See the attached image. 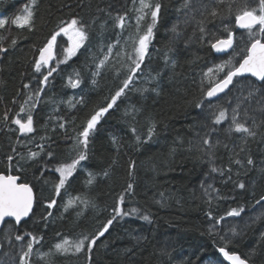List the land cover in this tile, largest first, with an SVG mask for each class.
I'll list each match as a JSON object with an SVG mask.
<instances>
[{"label":"trees","instance_id":"16d2710c","mask_svg":"<svg viewBox=\"0 0 264 264\" xmlns=\"http://www.w3.org/2000/svg\"><path fill=\"white\" fill-rule=\"evenodd\" d=\"M159 2L162 5L160 18L149 55L142 72L137 74L139 79L101 118L90 136L88 158L77 166L58 197L54 195V185L60 174L55 169L75 158L72 146L76 133L95 110L107 105L125 77L126 69L122 65L127 61L123 52L132 51L129 37L136 35L135 9L139 7V0L135 4L133 0H38L34 30L12 24L0 29V35L5 37L3 46L9 49L6 53L0 52V173L20 175L22 181L33 186L37 195L30 217L21 226L13 225L15 232L11 234V242L4 239L2 229L0 264H19L21 247L30 237L16 241L14 236L25 232L43 237L34 245L31 264H89L85 252L51 257L44 254L63 238L75 240L82 234H96L110 218L118 195L129 183L133 184V190L125 195L124 207L139 211L114 222L93 247L90 264H227L219 253V248L225 246L251 264H264V239L261 238L264 207L255 203L264 195V172L261 171L264 169V139L260 135L248 138L246 151L234 157L242 144L241 134L233 133L229 138L225 121L215 126L218 131L212 134L214 141H221L213 149L214 159L197 147L200 137L212 126L207 118L208 110L196 107L197 101L202 99L201 81L205 87L209 86L205 76L208 68L229 59L232 50L217 54L207 38L200 39L195 21L184 24L188 10L178 11L183 0ZM29 3L30 0H0V19H14ZM192 6L198 7L197 0H192ZM125 13L127 23L121 32L115 27L114 17ZM72 17L82 18L86 23L89 40L49 78L50 83L32 113L36 131L24 135L13 131L18 128L13 123L16 114L26 116L20 113V107L31 91L24 85L30 84L35 89L40 78L33 68L39 48L60 21ZM196 17L200 19L199 13ZM148 22L146 19L143 25ZM173 24H179L180 35L172 33ZM224 24L232 26L237 37L244 33L234 27V18L223 22L211 20L206 27L217 35L226 36L222 30ZM143 30L142 26L141 32ZM12 39L17 40L14 48L9 46ZM117 39L120 43L113 48L110 60L100 69V75L94 76L96 64ZM66 40L63 36L57 38V58H60L61 47L68 46ZM223 75V72L217 73V76ZM70 78H79L80 86L72 87ZM93 79L96 84L92 83ZM245 81L260 84L252 77H238L230 89L213 102L230 107L226 101L237 94V82ZM81 98L83 103L79 102ZM69 101L75 107L70 106ZM252 103L255 106V101ZM250 115L261 118L259 112ZM153 123L156 130L149 139L148 129ZM259 131L264 133V128ZM225 144L228 146L224 147ZM29 150L39 153L35 160L28 159ZM48 152L52 153L51 157ZM9 155L15 156L11 169L7 161ZM249 155L253 165L246 163ZM233 158L240 159L243 166L232 163ZM17 161L22 171L17 169ZM133 162L135 166L130 169ZM213 166L224 169V175L212 172ZM105 171L108 176L103 175ZM89 173L95 177L92 184H88ZM240 181L244 182L245 189L236 186ZM201 185L212 186L208 188L212 196L210 204ZM76 196L89 201V207L85 209L77 202L65 211L67 201ZM53 198L56 205L49 209L46 204ZM239 207L245 209L241 216L226 215L230 209ZM49 211L52 215L47 217ZM209 211L211 219L207 215ZM143 215H148L149 221L143 220ZM221 216L225 219L215 223ZM231 228L236 229L237 235L230 232Z\"/></svg>","mask_w":264,"mask_h":264},{"label":"snow or ice","instance_id":"6c2138e0","mask_svg":"<svg viewBox=\"0 0 264 264\" xmlns=\"http://www.w3.org/2000/svg\"><path fill=\"white\" fill-rule=\"evenodd\" d=\"M37 2L38 0H30V3L24 6L22 14L16 15L14 19H0V29H5L6 25L12 24L21 29L27 28L29 31L34 30ZM133 3L135 4L136 0H133ZM197 4L198 7L193 8L192 0H183L178 11L188 10L185 12L184 24L188 25L191 21H195L197 26L196 31L200 33V39L204 40L207 38L211 48L216 52L226 53L228 50H232L229 59L215 65L214 68H208L205 76L208 78L209 86L205 87L203 80L201 81L200 90L202 99L197 101L196 107L208 110L207 118L210 119L212 126L200 137V142L197 147L200 151L205 152L210 158L214 159L215 153L213 149L221 141L219 139L214 141L212 134L218 131L215 126L227 121L228 125L225 132L229 138H231L233 133L241 134L242 144L239 146V152H234V157H238L240 152L246 151L245 146L248 143V138L255 139L260 135L264 139V133L259 131L264 128V0H197ZM161 8L162 5L159 0H139V7L135 9L137 12L136 35L134 38L129 37L132 42V51L130 53L126 50L123 52V56L126 57L127 61L122 65V68L126 69L125 77L120 82L119 87L111 96L107 105L95 110L85 121L82 130L76 133L72 146V150L76 152L75 158L72 159L71 163L62 164L55 169L60 174L58 183L54 185V195L56 197L60 195L61 189L65 187L67 180L72 176L81 161L88 158L90 136L94 133L101 118L116 105L117 100L121 96L126 94V90H130V86L134 85L135 80L139 79L137 74L142 72V65L144 64L145 58L149 55V46L154 38V29L159 21ZM196 13H199L200 19H197ZM126 15V13L123 15L117 14L114 17L115 27L119 28L121 32L127 23ZM230 18H234L235 28L244 30V33L239 37H237L233 27L229 24H224L222 29L226 36L217 35L206 27L207 23L211 20L220 19L223 22ZM146 19L149 22L143 25ZM142 26L144 30L141 32ZM178 28L179 24H173L171 28L172 33L177 36L180 35ZM61 36L67 38L66 43L68 46L61 47L60 58H57V38ZM4 39L5 37L0 35V52L6 53L9 49L3 46L2 42ZM88 40V26L82 18L72 17L67 21H60L57 29L52 32L44 46L39 48L38 56L33 60L34 72L40 78L37 79V87L35 89H32L30 84L24 85L25 88H29L31 91V94L28 95L20 107V113H26V116L21 117L19 113L16 114L13 123L18 125V128L13 129V131H18L22 135L36 131L32 113L40 103V95L44 93L45 87L50 83L49 78L53 76V73L57 72L61 64L66 63L74 57L85 46ZM119 43L120 41L117 39L115 44L108 46L103 59L99 60L96 64L97 71L94 73V76L100 75V69L106 66L112 55L113 48ZM16 44L17 40L12 39L9 46L14 48ZM117 55H121V53H117ZM167 59V54H165L166 62ZM53 61H55V64H53ZM173 64H175V61H173ZM226 68L228 70L225 72ZM221 72L224 75L222 77L217 76V73ZM245 74H250L260 84L258 85L251 81H245L243 83L237 82V94L226 101L230 107H225L224 104L219 102H213V98H217L221 93H225L226 90L230 89V85L234 83V78L244 77ZM76 75L79 77V73H76ZM117 75H119V72H117ZM213 76H216V79H213ZM69 83L72 87L76 88L80 86L81 80L79 78L75 80L70 78ZM92 83L96 84L97 81L93 79ZM205 100H207V103H205ZM252 101H255V106H253ZM79 102L83 103V99L81 98ZM69 104L75 107V105L71 104V101H69ZM256 112L261 113V118L258 119L256 115H250V113ZM7 117L8 113L6 112L5 120H7ZM59 126L63 128L64 124H60ZM155 130L156 125L153 123L148 129L149 139L155 134ZM132 131L135 132L136 129L133 128ZM197 135L199 136L200 134L197 133ZM136 139L139 141L140 137L137 136ZM17 142L19 143V141ZM227 146V144L224 145V147ZM39 147L43 151V145ZM12 152L15 153L16 149L13 148ZM17 155L20 156V159H24L22 154L17 153ZM38 155V152L29 150L28 159L35 160ZM47 155L51 157L52 153L48 152ZM14 159L15 156L13 155L7 156L9 169L13 167ZM231 162L243 166V162L240 159L233 158ZM246 163L247 165L254 164L250 155L247 156ZM134 166L133 162L130 164V169L134 168ZM16 167L22 171L18 161ZM211 171L219 172L221 175H224L225 172L224 169L215 166L211 168ZM227 171L230 173L232 171L231 167ZM261 171L264 172V169H261ZM108 174V171L103 173L104 176H108ZM40 175L43 176V172ZM89 176L88 184H92L95 177L91 173H89ZM228 179H231V176ZM236 186L240 189H245V184L242 181L236 182ZM201 187L204 188V185H201ZM208 188H212V186L208 185ZM208 188H204V191L209 198L208 202L210 204L212 196L208 192ZM132 190L133 184L129 183L124 192L118 195L117 202L111 210L110 218L96 234H82L81 238L75 240L63 238L53 246V250L45 253L44 256L51 257L54 254H68L69 252L78 254L85 252L90 264L93 247L96 246L97 241L101 237L105 236L114 222H118V218L122 219L133 213H138L139 210L136 208L126 210L124 207L125 195L131 194ZM212 190L217 193L219 192L218 189L213 188ZM220 198L223 199V197ZM35 202L36 195L30 183L22 181L20 175L0 173V229L4 230V239L11 242V234L15 232L13 225L21 226L22 221H25L33 213ZM77 202L83 204L85 209L90 205L89 201L82 200L79 196H76L67 201L64 210L67 211L68 207ZM255 203L256 205L264 207V195H261ZM55 205L56 199L53 198L47 202L46 207L51 209ZM244 210L243 207L232 208L226 215L229 217H239ZM51 215L52 213L49 211L47 217ZM207 215L210 219L212 218L211 211ZM142 219L149 221L150 217L143 215ZM224 219L225 217L221 216L219 217V221H215V223H219ZM215 223L213 224V228L215 227ZM230 232L233 235H237L235 228H231ZM26 236L30 237V239L21 247L19 264H31L34 245L40 243L43 239L42 236L34 235L31 232H25L22 235L15 234L14 238L16 241H24ZM261 238L264 239V233L261 234ZM221 239H224V237H221ZM230 242L229 240L228 243ZM219 253L230 264H248V259L242 258L234 251H229L226 246L220 247Z\"/></svg>","mask_w":264,"mask_h":264},{"label":"water","instance_id":"95a60500","mask_svg":"<svg viewBox=\"0 0 264 264\" xmlns=\"http://www.w3.org/2000/svg\"><path fill=\"white\" fill-rule=\"evenodd\" d=\"M240 30H242V29H240ZM215 51V50H214ZM229 51V50H228ZM216 52V51H215ZM217 54H224V53H218V52H216ZM244 77H251V75L250 74H245V76ZM252 78H254V77H252ZM235 79L236 78H234V81H235ZM255 80H256V78H254ZM257 81V80H256ZM259 82V81H258ZM232 85H230V87H231ZM228 90H226V92H227ZM225 92V93H226ZM225 93H221L217 98H219V97H221L222 95H224ZM217 98H213V100H216ZM10 174H12V173H10ZM34 190V189H33ZM34 193H35V191H34ZM35 195H36V193H35ZM35 204H36V202H35ZM35 204H34V207H33V211H34V209H35ZM31 215V214H30ZM30 217V216H29ZM28 217V218H29ZM28 218H26L25 220H27ZM23 222V221H22ZM1 230L2 229H0V233H1ZM221 254V253H220ZM240 255V254H239ZM241 256V255H240ZM221 257L223 258V256H222V254H221ZM242 257V256H241ZM243 258V257H242ZM223 260H224V258H223ZM227 264H230V262L229 261H227V260H224ZM248 264H251V263H249L248 262Z\"/></svg>","mask_w":264,"mask_h":264}]
</instances>
